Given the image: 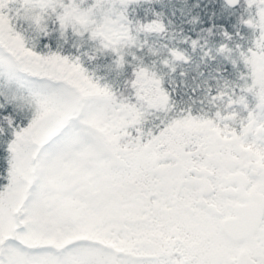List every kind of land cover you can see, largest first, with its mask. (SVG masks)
<instances>
[{"label":"snow or ice","instance_id":"snow-or-ice-1","mask_svg":"<svg viewBox=\"0 0 264 264\" xmlns=\"http://www.w3.org/2000/svg\"><path fill=\"white\" fill-rule=\"evenodd\" d=\"M0 264H264V0H0Z\"/></svg>","mask_w":264,"mask_h":264}]
</instances>
